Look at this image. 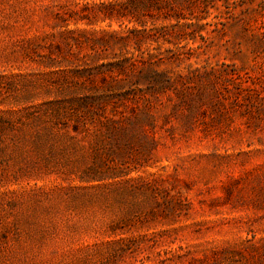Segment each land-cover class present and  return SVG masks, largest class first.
I'll list each match as a JSON object with an SVG mask.
<instances>
[{
  "label": "rangeland",
  "instance_id": "obj_1",
  "mask_svg": "<svg viewBox=\"0 0 264 264\" xmlns=\"http://www.w3.org/2000/svg\"><path fill=\"white\" fill-rule=\"evenodd\" d=\"M149 1L0 0V264H264V0Z\"/></svg>",
  "mask_w": 264,
  "mask_h": 264
},
{
  "label": "trees",
  "instance_id": "obj_2",
  "mask_svg": "<svg viewBox=\"0 0 264 264\" xmlns=\"http://www.w3.org/2000/svg\"><path fill=\"white\" fill-rule=\"evenodd\" d=\"M147 1H149V0H147ZM150 2V1H149ZM158 75V74H157Z\"/></svg>",
  "mask_w": 264,
  "mask_h": 264
}]
</instances>
